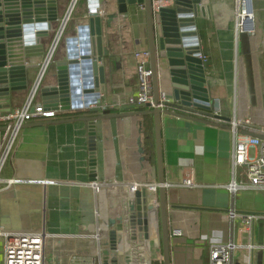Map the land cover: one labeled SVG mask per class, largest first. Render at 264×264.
<instances>
[{
  "label": "crops",
  "instance_id": "crops-1",
  "mask_svg": "<svg viewBox=\"0 0 264 264\" xmlns=\"http://www.w3.org/2000/svg\"><path fill=\"white\" fill-rule=\"evenodd\" d=\"M70 3L71 0L63 1L58 8V20L49 35L41 39L45 54ZM203 3L212 6L213 18L198 17L197 33L202 51L208 56L205 62L208 89L216 101L215 113L220 117L192 112L186 113L203 121L162 116L171 264H210L212 246L232 242L237 245L232 251L233 264H264V190L244 188L232 193L226 187L217 186L233 179L231 151L237 141L250 137L243 131L263 132L264 0H254L257 24L254 35L236 30L237 0ZM115 9V2L104 4L102 13L106 15ZM87 15V0H78L42 85L53 81L55 62L66 59V37L75 35L79 24L88 23ZM104 39L108 54L104 57L103 93L110 102H123L137 90L133 52L148 49L145 12L137 5L127 18L118 14L111 27H105ZM38 73V68L31 71L27 90L20 93L13 108L23 104ZM38 101L42 102L40 94ZM147 109L150 108L119 107L104 113L60 110L51 119L27 123L1 178L47 177L57 182L45 187L35 183L6 186L2 182L0 230L46 231L45 258L51 264H100L98 212L109 203L113 206L110 217L117 219L124 199L119 196L122 185L134 181L158 182L154 119L149 113L99 119L96 122V179L92 180L88 123L80 118ZM234 121L242 122L236 134L232 130ZM1 129L4 124L0 122ZM1 137L2 133L0 141ZM249 153L256 155L259 151L251 148ZM184 169L193 172L196 187L181 185ZM244 169L237 168V182H249ZM93 181L105 183L102 195L91 185ZM232 210L260 215L253 223L251 235H239L243 220L238 215L232 217ZM115 227L116 223L110 229ZM134 229L137 231V227ZM174 229H180L181 234H172ZM156 230L157 222L152 235ZM136 231L134 235L139 237ZM157 237L160 244L155 246L163 254L160 231L156 235L158 241ZM133 241L136 246L140 238ZM240 242L242 245H238ZM249 242L256 248L249 249ZM2 258L0 235V264ZM143 258L133 249L121 254V264H137ZM153 264H164V261L154 259Z\"/></svg>",
  "mask_w": 264,
  "mask_h": 264
},
{
  "label": "water",
  "instance_id": "water-1",
  "mask_svg": "<svg viewBox=\"0 0 264 264\" xmlns=\"http://www.w3.org/2000/svg\"><path fill=\"white\" fill-rule=\"evenodd\" d=\"M63 1L0 0V116L10 112L13 102L27 90L31 71L39 67L36 59L45 54L41 39L49 35L58 20V8ZM112 2L116 4L115 11L104 15L103 5ZM138 4L145 7L154 101L158 103L163 96L164 108L88 115L80 119L88 123L90 173L95 180L96 122L128 115H153L160 183L159 231L164 264H171L161 122L163 114L203 121L186 112L220 117L215 113L216 101L210 95L205 62L198 57L196 44V19L213 18L212 6L204 4L203 0H172L170 5H163L154 11L153 0H87L88 23L79 24L75 35L66 37V59L55 62L53 81L42 85L39 94L46 108L57 110H81L94 102L93 98H98L105 86L104 57L108 51L104 43V29L111 27L118 14L127 18ZM261 54L264 62V41ZM261 131L246 130L243 133L264 140V128ZM120 205V215L110 221L111 225L116 223V229L111 231L107 245L115 248L116 235H119L117 230H121L132 240L140 238L139 244L134 245V251L143 257V240L153 234L154 226L146 188L136 191L132 198L122 199ZM135 231L140 233L139 237L134 235Z\"/></svg>",
  "mask_w": 264,
  "mask_h": 264
},
{
  "label": "built area",
  "instance_id": "built-area-1",
  "mask_svg": "<svg viewBox=\"0 0 264 264\" xmlns=\"http://www.w3.org/2000/svg\"><path fill=\"white\" fill-rule=\"evenodd\" d=\"M205 1V0H203ZM78 0H71L70 6L65 16L60 20L55 37L49 51L44 55L43 59L38 62L39 73L33 82V85L29 89L27 96L21 106L12 108V110L4 115L0 116V122L4 124V129L0 130L2 133L0 141V175L5 167L6 163L13 156L16 151L22 137L23 130L27 123L34 120L51 119L57 115L61 110L46 108L42 102L38 101V95L42 86L43 79L49 69L51 63L59 46V43L64 38L65 30L69 24L74 8L76 7ZM172 0H153V9L158 11L161 6L170 5ZM247 5L250 6V13L247 9ZM138 7L144 11L143 4H138ZM251 20V21H250ZM236 30L237 32L248 33L254 35L257 31L255 12H254V0H237L236 9ZM250 21V22H249ZM197 30V28H196ZM196 44L199 48L198 57L206 62L208 56L202 51L199 36L196 38ZM133 56L135 59V76L137 80V90L134 94L128 96L123 102L120 101H108L103 92H101L98 98L94 97V102L90 103L88 107H84L83 110L99 111L101 113L106 112L110 108L119 107H159L164 108V97L162 96L158 103L154 101V91L152 85V71L149 67V52L148 50L134 51ZM37 61V59H36ZM84 101V97L81 98ZM239 124L241 121H234L232 124V130L237 133ZM251 148L258 149L259 153L251 155L249 153ZM232 160V173L233 179L227 184H221L217 186L226 187L232 193L237 192L239 189L252 188L264 190V140L257 137H247L242 141H237L233 150L231 151ZM245 167V173L249 182H237L235 175L238 167ZM4 182L6 186H11L18 183H35L39 185L49 186L55 184L57 181L53 178H32L26 179L19 176H13L8 179H2L0 176V184ZM105 183L93 181L91 185L96 190L98 195H102ZM181 185L186 187H196L198 184L195 181V177L192 171L185 170L181 179ZM159 187L160 183L155 181L152 183L132 182L122 185L120 190V197L129 199L132 198L136 191L146 188L148 192V205L150 207L149 214L151 219L153 218L157 222V230L155 235L150 234V237H145L143 240L144 258L137 264H153L154 259L163 261V254L158 252L155 243L160 244V239L156 240V235H159ZM111 207L109 203H105L99 215V230L97 238L101 242L100 264H121V253H129L134 249V242L123 231L117 230L119 235H116L115 248L108 247L110 242V221L112 218ZM240 216L243 220V224L239 229V235H251L253 231V223L260 215L251 212L231 211V216ZM172 234H181L180 229H174ZM0 235L3 237V258L1 264H51L46 261L45 258V241L47 233L46 231L40 232H9L4 229L0 230ZM242 243L240 242V244ZM237 245L235 243L214 245L211 248L210 264H233L232 263V251ZM249 249H255L256 245L252 242L247 243ZM250 264V263H242Z\"/></svg>",
  "mask_w": 264,
  "mask_h": 264
},
{
  "label": "trees",
  "instance_id": "trees-1",
  "mask_svg": "<svg viewBox=\"0 0 264 264\" xmlns=\"http://www.w3.org/2000/svg\"><path fill=\"white\" fill-rule=\"evenodd\" d=\"M85 111H88V110H83V109H81V110H74L73 112H74V113H76V112H81V113H82V112H85ZM109 111H110V109L107 110L106 112H109Z\"/></svg>",
  "mask_w": 264,
  "mask_h": 264
},
{
  "label": "bare ground",
  "instance_id": "bare-ground-1",
  "mask_svg": "<svg viewBox=\"0 0 264 264\" xmlns=\"http://www.w3.org/2000/svg\"><path fill=\"white\" fill-rule=\"evenodd\" d=\"M247 9H248V11L250 12V6H249V5H247ZM250 13H252V12H250ZM250 21H251V20H250ZM250 21H249V22H250ZM235 78H236V77H235ZM237 79H238V77H237ZM233 80H234V79H233ZM241 80H242V79H241ZM242 93H243V92H242ZM242 93H241V94H242ZM236 119H237V118H236Z\"/></svg>",
  "mask_w": 264,
  "mask_h": 264
},
{
  "label": "rangeland",
  "instance_id": "rangeland-1",
  "mask_svg": "<svg viewBox=\"0 0 264 264\" xmlns=\"http://www.w3.org/2000/svg\"><path fill=\"white\" fill-rule=\"evenodd\" d=\"M255 19H256V17H255ZM256 26H257V24H256ZM62 41V40H61ZM51 65H52V63H51ZM51 65L49 66V68L51 67ZM48 74H49V72H48ZM53 78V77H52Z\"/></svg>",
  "mask_w": 264,
  "mask_h": 264
}]
</instances>
